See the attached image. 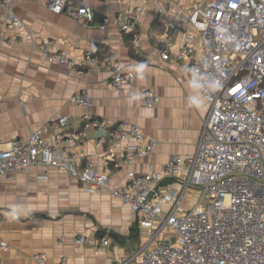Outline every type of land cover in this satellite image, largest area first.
I'll list each match as a JSON object with an SVG mask.
<instances>
[{
	"label": "crops",
	"instance_id": "1",
	"mask_svg": "<svg viewBox=\"0 0 264 264\" xmlns=\"http://www.w3.org/2000/svg\"><path fill=\"white\" fill-rule=\"evenodd\" d=\"M177 1L89 0L92 19L85 22L47 10L43 0H11L20 28L0 14V149L38 129H42L41 140L50 143L61 132L60 116L68 118L65 130L77 131L84 114L103 119L107 129L129 119L156 140L150 154L130 164L122 162L127 142L100 136L102 129L89 128L86 137L74 141L70 155L80 168L91 163L110 171L108 188L98 193L85 191L61 167L15 169L1 175L0 240L8 250L0 249V264H35L31 255L36 253L45 255V264H111L116 256L128 254L116 237L109 235L106 247L98 241L99 231L126 237L136 223L135 214L110 189L122 186L130 174L162 173L174 154L193 153L208 109L189 80L199 45L184 63L163 62L153 54L167 35L172 36L171 56L181 47L184 31L174 32L164 23L176 20ZM192 1L183 0L179 13L186 15ZM135 7L143 10L136 15L134 31H121L117 17L123 20ZM104 17L109 19L105 25ZM45 39L83 72L70 71L42 55L39 44ZM91 41L97 44L99 64L88 73L84 58ZM115 65L132 78L122 96L111 86ZM81 89L92 98L89 109L70 101ZM144 89L158 97L156 104L140 102ZM193 200L186 196L182 207L188 209ZM80 236L88 237V242L77 243Z\"/></svg>",
	"mask_w": 264,
	"mask_h": 264
},
{
	"label": "built area",
	"instance_id": "2",
	"mask_svg": "<svg viewBox=\"0 0 264 264\" xmlns=\"http://www.w3.org/2000/svg\"><path fill=\"white\" fill-rule=\"evenodd\" d=\"M43 3L54 13L75 15L85 22L92 19L89 0ZM182 3L178 0L175 5L176 20H164L172 31H184L180 49L171 56L172 36L167 35L153 54L163 62L184 63L199 45L189 80L206 102L207 113L193 153L174 154L162 173L130 174L122 186L110 189L135 214L143 235L136 250L116 256L111 264H264V0H194L186 15L179 13ZM142 10L135 7L123 20L118 16L120 30L133 32ZM2 13L6 22L21 27L11 0H0ZM108 21V17L102 20L104 25ZM39 50L66 69L83 72L51 40H43ZM97 52V44L91 41L84 58L88 73L98 67ZM131 80L120 66H114L111 86L118 96ZM139 100L151 106L158 97L144 89ZM70 101L88 109L93 105L84 89L73 93ZM67 120V116L57 119L61 132L50 143L41 140L42 129H38L0 149V175L15 169L61 167L85 191L98 193L108 188L109 169L91 163L80 168L70 155L72 143L86 137L89 128L105 130L108 140L127 142L124 164L150 154L156 146V140L129 119L107 129L103 119L84 114L77 131L65 130ZM166 179L171 182L163 184ZM173 184L175 189L170 187ZM186 196L194 197L188 209L182 207ZM98 241L106 247L108 232ZM76 242L86 243L88 237L80 236ZM0 249L8 250L1 240ZM31 260L45 264V255L32 254Z\"/></svg>",
	"mask_w": 264,
	"mask_h": 264
},
{
	"label": "trees",
	"instance_id": "3",
	"mask_svg": "<svg viewBox=\"0 0 264 264\" xmlns=\"http://www.w3.org/2000/svg\"><path fill=\"white\" fill-rule=\"evenodd\" d=\"M135 35H133L134 38ZM170 180H164L162 183L163 184H167L170 183ZM106 232V230L104 231H99L97 232V235L99 236V238L102 236V234ZM108 235L112 236V237H116V239L120 240L122 243H124L125 249L127 251L128 254L132 253L134 250L137 249V247L139 246V244L141 243L140 239H141V231L140 228L138 227L137 223H135L129 231V234L126 237H121L117 234L114 233H108Z\"/></svg>",
	"mask_w": 264,
	"mask_h": 264
},
{
	"label": "water",
	"instance_id": "4",
	"mask_svg": "<svg viewBox=\"0 0 264 264\" xmlns=\"http://www.w3.org/2000/svg\"><path fill=\"white\" fill-rule=\"evenodd\" d=\"M101 134H102V135H100V136L105 137V136H106V131H104V130L102 129Z\"/></svg>",
	"mask_w": 264,
	"mask_h": 264
},
{
	"label": "rangeland",
	"instance_id": "5",
	"mask_svg": "<svg viewBox=\"0 0 264 264\" xmlns=\"http://www.w3.org/2000/svg\"><path fill=\"white\" fill-rule=\"evenodd\" d=\"M1 176V175H0ZM195 196L197 197V196H199V193H198V191H196V193H195Z\"/></svg>",
	"mask_w": 264,
	"mask_h": 264
},
{
	"label": "clouds",
	"instance_id": "6",
	"mask_svg": "<svg viewBox=\"0 0 264 264\" xmlns=\"http://www.w3.org/2000/svg\"><path fill=\"white\" fill-rule=\"evenodd\" d=\"M105 131V130H104Z\"/></svg>",
	"mask_w": 264,
	"mask_h": 264
}]
</instances>
